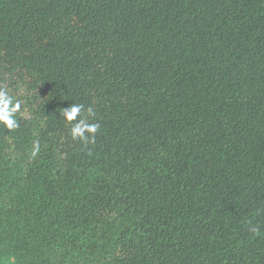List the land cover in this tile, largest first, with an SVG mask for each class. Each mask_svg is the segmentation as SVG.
<instances>
[{"label":"trees","instance_id":"obj_1","mask_svg":"<svg viewBox=\"0 0 264 264\" xmlns=\"http://www.w3.org/2000/svg\"><path fill=\"white\" fill-rule=\"evenodd\" d=\"M0 87V264H264V0H0Z\"/></svg>","mask_w":264,"mask_h":264},{"label":"clouds","instance_id":"obj_2","mask_svg":"<svg viewBox=\"0 0 264 264\" xmlns=\"http://www.w3.org/2000/svg\"><path fill=\"white\" fill-rule=\"evenodd\" d=\"M21 103L19 100H14L9 95L8 91L0 87V125L8 130H15L19 128V123L16 119V113L20 111ZM82 110H85V106L79 103H73L63 111V117L68 122H75L70 129V135L73 140L79 139L84 143L95 142L96 133L100 129L99 122H90L86 117L77 119L80 117ZM88 116L94 115L93 108L89 105L86 109ZM40 152V145L38 141H35L32 146L31 157L35 158ZM253 232L259 231L258 226H253L251 229Z\"/></svg>","mask_w":264,"mask_h":264}]
</instances>
